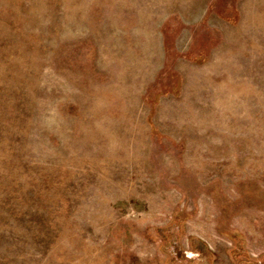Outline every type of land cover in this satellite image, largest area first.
<instances>
[{
	"label": "rangeland",
	"instance_id": "1",
	"mask_svg": "<svg viewBox=\"0 0 264 264\" xmlns=\"http://www.w3.org/2000/svg\"><path fill=\"white\" fill-rule=\"evenodd\" d=\"M0 264H264V0H0Z\"/></svg>",
	"mask_w": 264,
	"mask_h": 264
}]
</instances>
